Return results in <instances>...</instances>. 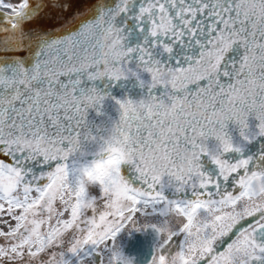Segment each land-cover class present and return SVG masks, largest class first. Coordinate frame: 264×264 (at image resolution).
<instances>
[{
  "label": "snow or ice",
  "instance_id": "obj_1",
  "mask_svg": "<svg viewBox=\"0 0 264 264\" xmlns=\"http://www.w3.org/2000/svg\"><path fill=\"white\" fill-rule=\"evenodd\" d=\"M0 264H264V0H0Z\"/></svg>",
  "mask_w": 264,
  "mask_h": 264
},
{
  "label": "water",
  "instance_id": "obj_2",
  "mask_svg": "<svg viewBox=\"0 0 264 264\" xmlns=\"http://www.w3.org/2000/svg\"><path fill=\"white\" fill-rule=\"evenodd\" d=\"M90 0H75V4H76V8L80 9V8H84L86 6L87 3H89ZM59 21H53V23H58Z\"/></svg>",
  "mask_w": 264,
  "mask_h": 264
},
{
  "label": "flooded vegetation",
  "instance_id": "obj_3",
  "mask_svg": "<svg viewBox=\"0 0 264 264\" xmlns=\"http://www.w3.org/2000/svg\"><path fill=\"white\" fill-rule=\"evenodd\" d=\"M136 250L139 251L141 253V255H143V256H147L148 251H149L146 242L144 243V245L142 247H138Z\"/></svg>",
  "mask_w": 264,
  "mask_h": 264
}]
</instances>
